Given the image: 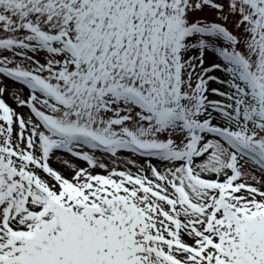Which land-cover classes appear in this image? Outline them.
I'll return each instance as SVG.
<instances>
[{
    "label": "snow or ice",
    "instance_id": "snow-or-ice-1",
    "mask_svg": "<svg viewBox=\"0 0 264 264\" xmlns=\"http://www.w3.org/2000/svg\"><path fill=\"white\" fill-rule=\"evenodd\" d=\"M0 264H264V0H0Z\"/></svg>",
    "mask_w": 264,
    "mask_h": 264
}]
</instances>
